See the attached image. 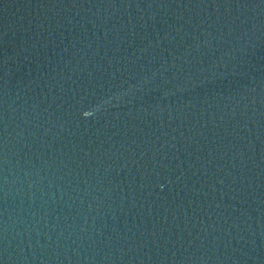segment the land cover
Segmentation results:
<instances>
[{"label": "water", "instance_id": "1", "mask_svg": "<svg viewBox=\"0 0 264 264\" xmlns=\"http://www.w3.org/2000/svg\"><path fill=\"white\" fill-rule=\"evenodd\" d=\"M0 264H264V0H0Z\"/></svg>", "mask_w": 264, "mask_h": 264}]
</instances>
